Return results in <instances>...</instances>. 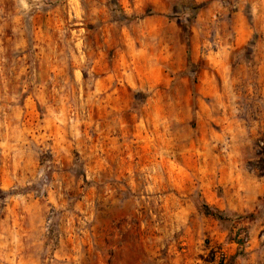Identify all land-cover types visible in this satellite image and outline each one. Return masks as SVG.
<instances>
[{"label":"clouds","instance_id":"9594fccd","mask_svg":"<svg viewBox=\"0 0 264 264\" xmlns=\"http://www.w3.org/2000/svg\"><path fill=\"white\" fill-rule=\"evenodd\" d=\"M0 264H264V0H0Z\"/></svg>","mask_w":264,"mask_h":264}]
</instances>
